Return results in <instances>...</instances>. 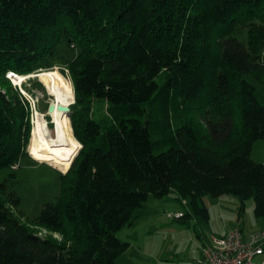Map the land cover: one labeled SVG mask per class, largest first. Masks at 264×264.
<instances>
[{
	"label": "trees",
	"instance_id": "1",
	"mask_svg": "<svg viewBox=\"0 0 264 264\" xmlns=\"http://www.w3.org/2000/svg\"><path fill=\"white\" fill-rule=\"evenodd\" d=\"M263 49L264 0H0V169L29 157L31 140L9 71L68 70L82 145L35 219L0 182V264H117L130 247L118 231L172 190L192 206L173 217L184 222L210 220L206 195L236 196L240 214L253 199L264 217V162L252 157L264 105L250 80L264 86Z\"/></svg>",
	"mask_w": 264,
	"mask_h": 264
},
{
	"label": "rangeland",
	"instance_id": "2",
	"mask_svg": "<svg viewBox=\"0 0 264 264\" xmlns=\"http://www.w3.org/2000/svg\"><path fill=\"white\" fill-rule=\"evenodd\" d=\"M234 35L239 40L248 42L247 28H241ZM262 53L264 55V49ZM59 63L55 62V67L43 68L31 74L57 69L69 81L70 96L74 103L75 92L73 84L67 76L68 70H62ZM31 74H27L28 78L22 84L16 79H10V81L24 97L27 93L34 98L37 110L46 113L51 96L44 83L39 80L40 78L30 77ZM20 76L22 75L20 74ZM250 80L256 85L257 97L260 103L264 105V86L254 78H250ZM108 106L106 101L96 102L94 107L96 116H108ZM35 113L36 111H32L31 114V140L26 147L29 157L22 158L20 166L16 170L10 167L0 169V182L8 180L11 189L20 198L19 210L27 219L37 218L43 205L55 201L61 194L60 176L64 174L55 168L56 166L53 167L47 163L46 154L33 152L32 138ZM47 119L50 122V127L53 128L54 124L51 118L47 116ZM81 147L82 145L79 149ZM255 151L256 156H254L255 158L252 156L253 159L264 162V139L257 142ZM200 203H204L209 209L210 220L197 217L204 222L196 218L190 222H184L173 218L170 214L178 215L192 212L190 202L185 203L180 200L174 190L164 199L156 198L150 194L144 203L142 212H138L130 225H126L118 231L120 239L130 243V247L117 258V264H188L194 254L199 252L200 226H205L202 229L203 232L211 231L219 234L224 229V224L250 227L251 224L255 225L264 219L255 216L253 199L246 202V208L242 214L239 213L240 200L232 194H224L219 197L206 195L200 199ZM208 223H210V228L207 226ZM209 232L206 233L205 237L211 239L214 233Z\"/></svg>",
	"mask_w": 264,
	"mask_h": 264
},
{
	"label": "bare ground",
	"instance_id": "3",
	"mask_svg": "<svg viewBox=\"0 0 264 264\" xmlns=\"http://www.w3.org/2000/svg\"><path fill=\"white\" fill-rule=\"evenodd\" d=\"M18 76L14 80L16 79L21 84L28 78V75L18 74ZM30 77L40 78L39 80L44 83L51 96L50 102L67 106L73 103L69 81L57 69L31 74ZM47 114L36 110L33 126V152L46 154L47 163L67 172L81 144L73 134L69 114L58 109L50 113L53 128L50 127Z\"/></svg>",
	"mask_w": 264,
	"mask_h": 264
},
{
	"label": "built area",
	"instance_id": "4",
	"mask_svg": "<svg viewBox=\"0 0 264 264\" xmlns=\"http://www.w3.org/2000/svg\"><path fill=\"white\" fill-rule=\"evenodd\" d=\"M7 77L14 80L19 76L17 73L9 71ZM25 96L32 111H36L34 98L27 93ZM19 165L16 163L12 168L16 170ZM201 251L202 256L194 259L191 264H264V228L245 236L240 226H234L224 236H213L202 245ZM259 257H261L260 262L257 261Z\"/></svg>",
	"mask_w": 264,
	"mask_h": 264
},
{
	"label": "crops",
	"instance_id": "5",
	"mask_svg": "<svg viewBox=\"0 0 264 264\" xmlns=\"http://www.w3.org/2000/svg\"><path fill=\"white\" fill-rule=\"evenodd\" d=\"M256 146H257V142L255 143V145H254V148H253V151H252V156L254 157V156H256ZM255 158V157H254ZM256 159H258V158H256ZM49 164V163H48ZM51 166H53V167H55L54 165H51ZM57 168V167H56ZM58 170L59 171H61V172H63L61 169H59L58 168ZM63 173H65V172H63ZM194 218H196V219H198V220H201V219H199V218H197V216H190L189 217V222L192 220V219H194ZM262 218H264V217H262ZM201 221H203V220H201ZM204 222V221H203ZM202 222V224H204ZM197 225H199L198 223H197ZM209 228H210V223H208V225H207ZM233 226L230 224V225H227V224H224V229L223 230H221V232L219 233V234H217V233H214V232H209V233H214V236H218V237H221V236H224V235H226V233L228 232V230L229 229H231ZM242 229H243V232H244V235L245 236H249L251 233H253L254 231H256V230H259V229H262V228H264V219H261V221H259L258 223H256L255 225L253 224H251L250 225V227H247L246 225H243V226H240ZM205 228V226H200V229H201V231H200V233H199V236H200V242H199V252L197 253V254H194V256L190 259V261L188 262V264H191L192 263V261L194 260V259H196V258H199V257H201L202 256V251H201V247H202V245L203 244H205L206 242H208L209 240H210V238H208L207 236L205 237V235H206V233H208L207 231H202V229H204ZM207 228V227H206ZM260 260H261V257H259L258 259H257V261L258 262H260Z\"/></svg>",
	"mask_w": 264,
	"mask_h": 264
},
{
	"label": "water",
	"instance_id": "6",
	"mask_svg": "<svg viewBox=\"0 0 264 264\" xmlns=\"http://www.w3.org/2000/svg\"><path fill=\"white\" fill-rule=\"evenodd\" d=\"M55 109H58L59 111H61V112H63V113H67V114H70V111H71V108H70V106H67V105H64V104H59V105H56V103H54V102H50L49 103V106H48V109H47V115L48 116H50V113H52V112H54L55 111ZM53 121V120H52ZM80 149H78V151H79ZM78 151H77V153H78ZM76 153V154H77ZM29 154H30V152H29ZM76 154H75V156H76ZM74 156V157H75ZM74 157H73V159H74ZM73 159H72V161H73ZM72 163V162H71Z\"/></svg>",
	"mask_w": 264,
	"mask_h": 264
},
{
	"label": "clouds",
	"instance_id": "7",
	"mask_svg": "<svg viewBox=\"0 0 264 264\" xmlns=\"http://www.w3.org/2000/svg\"><path fill=\"white\" fill-rule=\"evenodd\" d=\"M50 117V116H49ZM51 118V117H50Z\"/></svg>",
	"mask_w": 264,
	"mask_h": 264
}]
</instances>
